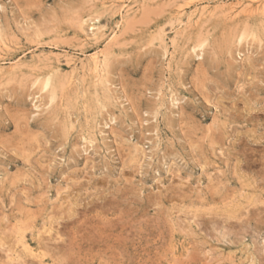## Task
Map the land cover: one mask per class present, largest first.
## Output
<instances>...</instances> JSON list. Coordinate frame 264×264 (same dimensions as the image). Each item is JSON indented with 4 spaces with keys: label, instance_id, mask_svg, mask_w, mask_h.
Returning a JSON list of instances; mask_svg holds the SVG:
<instances>
[{
    "label": "rangeland",
    "instance_id": "1",
    "mask_svg": "<svg viewBox=\"0 0 264 264\" xmlns=\"http://www.w3.org/2000/svg\"><path fill=\"white\" fill-rule=\"evenodd\" d=\"M111 1L0 0V264H264V6Z\"/></svg>",
    "mask_w": 264,
    "mask_h": 264
},
{
    "label": "bare ground",
    "instance_id": "2",
    "mask_svg": "<svg viewBox=\"0 0 264 264\" xmlns=\"http://www.w3.org/2000/svg\"><path fill=\"white\" fill-rule=\"evenodd\" d=\"M118 2V3H120V7L118 6V12H117V14H120V12L122 11L123 12V10L124 9H128L127 8V6L125 7V5H124V3H123V0H113V1H111L110 2V4H111V6H113L114 5V7H115V4L113 3V2ZM125 1V0H124ZM189 1V0H188ZM191 1V0H190ZM187 2V3H185L184 5L185 6H188V5H191L192 4V2ZM193 1V0H192ZM256 1H259L260 2V4H261V6H264V0H256ZM199 2V1H198ZM135 5V4H134ZM195 5V4H194ZM104 6V5H103ZM113 7V8H114ZM117 7V6H116ZM184 6H178L177 7V14L180 16V17H182V16H184V8H183ZM110 8V7H109ZM109 8H107L108 9V11H109ZM106 9V10H107ZM227 11H231V10H233V6L232 7H228L227 9H226ZM114 11V10H113ZM112 11V12H113ZM125 11V10H124ZM111 12V13H112ZM126 12V11H125ZM207 14H208V10L206 9V8H201V9H199V10H195L191 15H188L187 17H186V23H185V26H186V24L187 25H191V24H193L194 23V20L195 19H202V18H204V17H206L207 16ZM111 15V14H110ZM121 15V18H123V14L121 13L120 14ZM109 16V15H108ZM112 16V15H111ZM95 21H97L96 19H95ZM83 22V21H82ZM177 22H178V20H177ZM96 23V22H95ZM94 23V24H95ZM183 24V22H180L179 24ZM90 24V23H89ZM93 24V23H92ZM126 24V23H125ZM82 25H83V23H82ZM184 25V24H183ZM98 26H99V24H98ZM92 26V27H90L89 29V33L91 34V36H93V37H95V36H97V35H99L100 34V32H102V31H104V29L102 28V30H101V27L99 26ZM187 28V27H186ZM88 30V29H87ZM117 31V30H116ZM84 34V33H83ZM87 34V33H86ZM102 34H103V32H102ZM254 34V33H253ZM113 35V34H112ZM248 35V34H247ZM255 35V34H254ZM115 36H117V35H115ZM253 35H251V37H252ZM85 37H86V35H85ZM87 37H88V35H87ZM104 37V36H103ZM244 37V36H243ZM242 36L238 39V41H237V43L239 42V43H242V40L244 39ZM248 37V36H247ZM250 38V37H249ZM117 39H118V37H117ZM246 39V38H245ZM253 39V38H252ZM109 41L111 40V39H108ZM247 40V39H246ZM98 41V40H97ZM116 41V40H115ZM197 41V40H196ZM174 42V41H173ZM204 43V42H203ZM238 43V44H239ZM205 44V43H204ZM203 44V45H204ZM175 45V44H174ZM173 45V46H174ZM202 45V43H201V41H199V43L197 44L196 43V46L194 47V49H192L191 51H193V50H195V49H198V50H200L201 51V49L205 46H203ZM114 47V46H113ZM116 47V46H115ZM166 48V47H165ZM191 49V48H190ZM29 52V51H28ZM170 52V51H169ZM194 52V51H193ZM101 54V53H100ZM197 54V53H196ZM200 54H203V53H199V56H201ZM25 55V54H24ZM193 55V54H192ZM195 55V54H194ZM52 56V55H51ZM73 57V56H72ZM249 57V56H248ZM36 58V57H35ZM56 58V57H55ZM66 58V57H65ZM242 58V57H241ZM247 58V57H246ZM18 59V58H17ZM31 59V58H30ZM72 61H75V60H72ZM80 61V60H79ZM241 61V60H240ZM76 62V61H75ZM11 63H14V62H11ZM65 63V62H64ZM108 63V62H107ZM74 64V63H73ZM82 64V63H81ZM11 65V64H10ZM108 65V64H107ZM21 66H23V63L22 62H17V63H15V64H13V65H11L10 66V70H12V71H14L15 69H19ZM68 66V65H67ZM83 67H85V66H83ZM108 67V66H107ZM241 67V66H240ZM9 68V67H8ZM76 68V67H75ZM88 68V72L90 73V75L92 74V76L91 77H94V78H96L95 80H98V86L99 87H101V85L102 84H106L105 82L103 83V79H101L102 78V76H103V74H104V70H105V68H106V60H105V58H103V57H100V56H94V57H92L90 60H89V66L87 67ZM84 69V68H83ZM86 69V68H85ZM34 70H35V68H34ZM38 70V69H37ZM72 70V69H71ZM82 70V69H81ZM5 71H7V70H5ZM59 71V69H57V72ZM73 71V70H72ZM77 71V70H76ZM10 72V71H9ZM56 72V73H57ZM78 72V71H77ZM77 72H75V74L77 73ZM88 72H87V74H88ZM19 74H20V72H18ZM73 73H74V71H73ZM82 73H84V72H82ZM2 74V73H1ZM58 74V73H57ZM74 74V75H75ZM77 75H79L78 73H77ZM89 75V76H90ZM5 76V75H4ZM52 76V75H51ZM70 76V75H69ZM71 76H73V74L71 75ZM70 76V77H71ZM76 76V75H75ZM74 76V77H75ZM12 78V77H11ZM33 78H35V76L33 77ZM37 78V77H36ZM35 78V79H36ZM55 79H57L56 77H54ZM53 78V79H54ZM39 79V78H38ZM52 79V80H53ZM69 79V78H68ZM71 79V78H70ZM50 78H46L44 81H43V84H42V86H43V89L44 90H46V89H48V88H50V87H52V83H53V81H52ZM74 80V79H73ZM105 80V79H104ZM34 81V80H33ZM65 81V80H64ZM71 81V80H70ZM57 82V81H56ZM57 83H55V85H56ZM60 84V83H59ZM94 84H96V83H94ZM99 84H101V85H99ZM107 85H109V84H107ZM63 86V84L62 85H60V89H61V87ZM95 86V85H94ZM106 86V85H105ZM104 86V87H105ZM56 88L58 87V85L57 86H55ZM54 87V88H55ZM97 87V86H96ZM103 87V86H102ZM101 87V88H102ZM54 88H52V90H53V92L56 90L57 91V89H54ZM95 88V87H94ZM171 89V88H170ZM167 90H168V88H167ZM50 92V91H49ZM98 92H100L101 93V91H98ZM108 92V94H110L109 93V91H107ZM96 93V92H95ZM167 95V94H166ZM172 95V94H171ZM111 96V95H110ZM160 96V95H159ZM163 96V95H162ZM52 97H54V96H52ZM169 98H171L170 96H168ZM173 97H176V96H173ZM39 98V97H38ZM50 98V97H49ZM55 98V97H54ZM103 98V97H102ZM178 98V97H177ZM104 99V98H103ZM112 99V98H111ZM39 100V99H38ZM37 100V101H38ZM52 100V99H51ZM55 100V99H54ZM99 100H100V98H99ZM113 100V99H112ZM111 100V101H112ZM95 101V100H94ZM108 101V100H107ZM53 102V101H52ZM125 103H127V102H125ZM37 105H39V104H37ZM179 104L177 103V100H174V99H172V107L174 108V109H178V106ZM48 105L46 104V107H47ZM49 106H50V104H49ZM171 105L169 104V107H170ZM33 107H35V106H33ZM41 107V106H40ZM94 107V106H93ZM101 107H103V106H101ZM100 107V108H101ZM158 107H159V104H158ZM45 108V107H44ZM96 108V107H95ZM160 108V107H159ZM38 109V108H37ZM104 109V108H103ZM34 110H35V108H34ZM161 110V109H160ZM165 110V109H164ZM36 111V110H35ZM39 111V110H38ZM43 111V110H42ZM176 111V110H175ZM114 115V114H113ZM172 115V114H171ZM70 116V115H69ZM70 118V117H69ZM157 121V120H156ZM106 127V126H105ZM110 127V126H109ZM109 127H108V129H109ZM107 128V127H106ZM113 129V128H112ZM157 134V133H156ZM89 136V135H88ZM82 137V136H81ZM82 139V138H81ZM92 139V138H91ZM157 139V138H156ZM85 140V139H84ZM87 140H88V137H87ZM157 141H158V139H157ZM89 142V141H88ZM130 142V141H129ZM92 143V142H91ZM94 143V142H93ZM86 144H88V143H86ZM89 145H91V144H88L87 146H89ZM156 145H157V143H156ZM82 146V145H81ZM85 146V145H84ZM133 146V145H132ZM92 147L91 146H89V149L88 150H90ZM136 149H137V147H136ZM88 150H87V152H88ZM138 151V150H137ZM136 151V152H137ZM86 152V153H87ZM135 152V153H136ZM137 154V153H136ZM133 155V154H132ZM8 177V176H7ZM209 178V177H208ZM57 195V194H56ZM58 199V198H57ZM21 238V237H20ZM20 241V240H19ZM23 241V240H22ZM21 241V242H22ZM37 242V241H36ZM20 243V242H19ZM264 243V242H263ZM36 244V243H35ZM23 245H24V243H23ZM22 247V246H21ZM23 249V251L25 250V249H28L27 248V246H26V248L25 247H22ZM32 248V247H31ZM40 248V247H39ZM34 249V248H33ZM33 249H31V250H33ZM38 249V248H37ZM44 249V248H43ZM47 249V248H46ZM6 250V249H5ZM29 253H30V251H28ZM33 252H34V250H33ZM32 252V253H33ZM23 253V252H22ZM37 253V252H36ZM24 254H25V252H24ZM23 254V255H24ZM31 254V253H30ZM38 254V253H37ZM27 256H28V253H27ZM17 257V256H16ZM7 261H9L8 259H7ZM40 261V260H39ZM3 262V261H2ZM251 262H253V261H251ZM10 263V262H9Z\"/></svg>",
    "mask_w": 264,
    "mask_h": 264
}]
</instances>
